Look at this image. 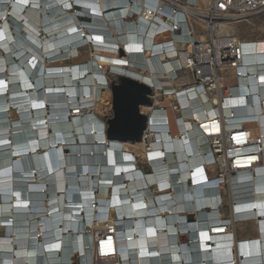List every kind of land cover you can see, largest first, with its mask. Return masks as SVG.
I'll return each instance as SVG.
<instances>
[{"label":"bare ground","instance_id":"1","mask_svg":"<svg viewBox=\"0 0 264 264\" xmlns=\"http://www.w3.org/2000/svg\"><path fill=\"white\" fill-rule=\"evenodd\" d=\"M129 1L0 0V264H264V39L235 34L257 13L211 38L205 0L173 15ZM210 38L218 55L241 48L215 82L223 104L204 84L177 98L169 82L187 61L166 57L192 40L204 55ZM111 71L167 91L139 107L140 160L96 114ZM223 125L230 158L215 153ZM248 222L255 235L234 256V226Z\"/></svg>","mask_w":264,"mask_h":264},{"label":"built area","instance_id":"2","mask_svg":"<svg viewBox=\"0 0 264 264\" xmlns=\"http://www.w3.org/2000/svg\"><path fill=\"white\" fill-rule=\"evenodd\" d=\"M130 1L132 2L133 0ZM155 2L157 4L159 3V5L164 6L165 9L170 11V15H173L176 10L184 9L183 7L185 4H188V6L195 4L196 0H155ZM205 2L206 6L203 10V19L206 23V26L210 30V37L214 35V33L211 31H213L214 27H217L219 23L228 20H245L249 18L252 13H257V15L264 13V0H205ZM151 21L156 22L158 20L153 17ZM173 29L177 32L180 31L179 27L177 26H175ZM211 38L207 41L206 48L203 51L204 55H201V49L199 48L200 42L192 40L191 44L194 46L192 52L187 51L186 48H178L176 49V52L173 56L166 57H173L178 61L186 58L187 61V64H183L180 62L181 64L175 67V71H177V73L173 75L172 79L179 80L176 82L173 81V83H171V81L169 82L170 85H174V87L167 91H170V93H175L177 98H179L182 93L192 90L194 84H204L208 88V91L212 88V90L217 93L218 98H222L221 104H223V101L225 100L223 94L225 93L226 88L217 87V83L215 84V82H218L221 74V69H223V67H226L225 65H227L229 62L234 65V63H237V61L241 60V53H239V50H241V48L237 45L226 47L225 45L221 44L219 51L220 54L218 55L216 46ZM189 60H191V62H189ZM186 75L188 76L187 80L185 79V77H187ZM146 84L151 88L152 93L154 91V88L156 87L151 86L148 83ZM186 85L190 86L183 88ZM155 90H158L161 94H165L167 92L164 88L161 87H158ZM173 107L175 108L176 113L179 114V111L175 107V104ZM241 127L242 126H240L239 128ZM147 129L148 127L146 120V125L143 132H145ZM228 130L229 129L225 128L224 125L222 126L220 138L223 148H220V150L215 153L218 156L225 154L227 158H230L231 156H229L227 152L228 148H226V145L230 143V139L233 138V134L227 133ZM231 141V144L235 143L233 139H231ZM252 141H254L255 144L260 143L259 138ZM225 165V174L230 171L232 172L233 169L230 166L231 164H229L228 162ZM219 204H222V202H219ZM237 254L238 256L241 255L239 254V252H237Z\"/></svg>","mask_w":264,"mask_h":264},{"label":"water","instance_id":"3","mask_svg":"<svg viewBox=\"0 0 264 264\" xmlns=\"http://www.w3.org/2000/svg\"><path fill=\"white\" fill-rule=\"evenodd\" d=\"M111 89L112 115L107 118L106 138L141 140L147 117L140 112L139 107L151 103V88L131 76L117 75L111 82Z\"/></svg>","mask_w":264,"mask_h":264},{"label":"rangeland","instance_id":"4","mask_svg":"<svg viewBox=\"0 0 264 264\" xmlns=\"http://www.w3.org/2000/svg\"><path fill=\"white\" fill-rule=\"evenodd\" d=\"M235 25L237 27L236 31H235V34L237 36H239L240 38H243V39H246V40L264 39V13H262L260 15H257V16H253V17L249 18L247 21H241V22L235 23ZM80 52H83V55H82L83 56L82 57L83 60L90 56L89 48H85L84 47ZM75 57L76 56H74L72 58L75 59ZM106 62L109 65V67L110 66H114V67H117V68L118 67H121V68L124 67L122 65H119V64H116V63H112L111 60H107ZM109 63H111V64H109ZM69 64H73V62L71 60H69ZM127 68H128V66H127ZM116 76L117 75H114L112 73V71L109 72V74H108V77H109V79H108V85L109 86L108 87L109 88H110V84H111L112 80H114L116 78ZM109 88L102 91V94H101L100 100H99L100 107H99L98 111H96V114L98 116H100L105 121V123L107 121V118L112 115L111 105H109L108 102H107L108 97L111 95V92H110ZM129 143H130L129 145L131 147L130 148L131 152L135 151L136 156L138 158L140 156V154H139V151H140L139 142L137 144V141L136 142L129 141ZM65 149H67V148H65ZM66 152H68V151L66 150ZM139 160H140V157H139ZM137 164L139 166H141V163L138 162ZM221 199H223V198H221ZM227 199L224 198V201L227 202ZM223 207L225 209H227L228 208V204H226V203L223 204ZM226 213H227V210H226ZM0 233H1V231H0ZM244 233H246L247 235L246 236H241ZM252 233L255 235V231L253 229V224L252 223L248 222V223H244V224H236L234 226V236H235V243H236L234 256L237 255V252L240 253L239 249L242 247V245L244 243H249L250 242L249 235H253ZM180 239L184 240V237H181ZM91 258L93 259V257H91ZM256 261H257V259L255 257H251V258H249L248 260H245V261L237 260L236 264H241L242 262L248 264V263H252V262H256ZM91 263L94 264L93 261Z\"/></svg>","mask_w":264,"mask_h":264},{"label":"crops","instance_id":"5","mask_svg":"<svg viewBox=\"0 0 264 264\" xmlns=\"http://www.w3.org/2000/svg\"><path fill=\"white\" fill-rule=\"evenodd\" d=\"M253 234V233H252ZM247 234L246 233H244L243 235H241V236H246Z\"/></svg>","mask_w":264,"mask_h":264},{"label":"snow or ice","instance_id":"6","mask_svg":"<svg viewBox=\"0 0 264 264\" xmlns=\"http://www.w3.org/2000/svg\"><path fill=\"white\" fill-rule=\"evenodd\" d=\"M38 106V105H37Z\"/></svg>","mask_w":264,"mask_h":264}]
</instances>
